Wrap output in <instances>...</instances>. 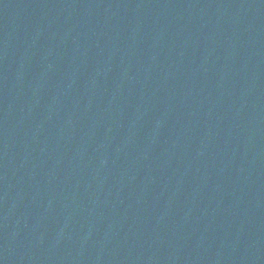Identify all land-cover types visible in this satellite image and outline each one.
<instances>
[{"label": "water", "instance_id": "95a60500", "mask_svg": "<svg viewBox=\"0 0 264 264\" xmlns=\"http://www.w3.org/2000/svg\"><path fill=\"white\" fill-rule=\"evenodd\" d=\"M0 264H264V0H0Z\"/></svg>", "mask_w": 264, "mask_h": 264}]
</instances>
